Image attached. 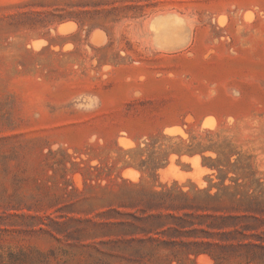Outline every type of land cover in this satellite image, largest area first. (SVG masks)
Instances as JSON below:
<instances>
[{
  "label": "rangeland",
  "instance_id": "obj_1",
  "mask_svg": "<svg viewBox=\"0 0 264 264\" xmlns=\"http://www.w3.org/2000/svg\"><path fill=\"white\" fill-rule=\"evenodd\" d=\"M166 193L264 238V0H0V264H94Z\"/></svg>",
  "mask_w": 264,
  "mask_h": 264
},
{
  "label": "trees",
  "instance_id": "obj_2",
  "mask_svg": "<svg viewBox=\"0 0 264 264\" xmlns=\"http://www.w3.org/2000/svg\"><path fill=\"white\" fill-rule=\"evenodd\" d=\"M201 201L189 199L186 193L143 194L132 206L134 212H121L117 225L121 227L120 238L100 241L101 246L109 247L106 252H99L97 244L90 245L99 254L93 263L108 264L107 260L118 259L124 264H194L197 256L206 255L214 264H225L227 250L246 248V264H264V238L258 237L259 245L242 243L255 237L252 232L257 228L248 223L250 218L261 221L219 213ZM115 247L117 255L111 253Z\"/></svg>",
  "mask_w": 264,
  "mask_h": 264
},
{
  "label": "bare ground",
  "instance_id": "obj_3",
  "mask_svg": "<svg viewBox=\"0 0 264 264\" xmlns=\"http://www.w3.org/2000/svg\"><path fill=\"white\" fill-rule=\"evenodd\" d=\"M253 16V15H252ZM253 18V17H252ZM248 19V18H247ZM70 22V21H69ZM66 23V22H65ZM71 23V22H70ZM64 24V23H63ZM156 25H158V22L157 23H155ZM161 24V23H160ZM61 25V24H60ZM71 25V24H70ZM72 25H73V23H72ZM62 26V25H61ZM61 26H59V27H61ZM58 28V27H57ZM161 28V27H160ZM73 29V28H72ZM58 30V29H57ZM60 30L61 31H63V28H60ZM71 31V30H70ZM95 31V30H94ZM58 32V31H57ZM66 33V32H65ZM59 34H61V33H59ZM62 34H64V33H62ZM104 36H105V34H104ZM91 39V38H90ZM105 40V39H104ZM42 41V40H41ZM44 42V41H43ZM42 43V42H41ZM44 44V43H43ZM101 45V44H100ZM33 46H35V45H33ZM175 128V127H174ZM193 157H195V156H193ZM198 157V156H197ZM185 158V157H184ZM196 158V157H195ZM194 158V159H195ZM181 159H182V157H181ZM192 160V159H191ZM195 161H196V159H195ZM194 160L192 161L193 163L192 164H194V162H195ZM198 165H200L199 163H198ZM194 166V165H193ZM167 169H168V167H167ZM166 169V170H167ZM202 169V168H201ZM133 171V170H132ZM134 172V171H133ZM162 172V171H161ZM163 172H164V170H163ZM166 173V172H165ZM129 178V177H128ZM202 183V182H201ZM202 186V185H201ZM204 257H206V256H204ZM209 259V258H208ZM206 260V259H205ZM208 261V260H207ZM210 261V260H209ZM206 263V262H205ZM204 262H203V264H205ZM207 263H209V262H207ZM206 263V264H207Z\"/></svg>",
  "mask_w": 264,
  "mask_h": 264
}]
</instances>
